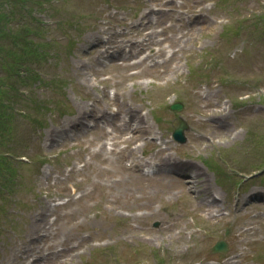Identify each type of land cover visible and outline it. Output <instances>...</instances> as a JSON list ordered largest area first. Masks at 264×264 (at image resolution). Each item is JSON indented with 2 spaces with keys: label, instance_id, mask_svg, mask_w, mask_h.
<instances>
[{
  "label": "rangeland",
  "instance_id": "obj_1",
  "mask_svg": "<svg viewBox=\"0 0 264 264\" xmlns=\"http://www.w3.org/2000/svg\"><path fill=\"white\" fill-rule=\"evenodd\" d=\"M165 1L43 0L34 10L49 24L47 13L66 20L57 29L44 28L51 42L46 58L31 63L24 56L20 73L5 81L2 101L13 107L8 122L14 138L20 136L15 151L28 165L15 163L12 191L0 192V264H44L46 253L45 264H264V174L257 170L264 153L243 150L249 133L260 144L264 134V89L247 93L243 87L248 79L264 80V40L254 46L249 29L254 22L253 29L264 30V0L234 6V0ZM155 6L169 11L151 12ZM74 14L82 17L77 29L68 27ZM2 23L19 28L16 21ZM147 31L155 34L145 36ZM101 36L113 46L132 37L138 41L134 53L152 39V48L175 54L155 68L122 59L107 60L105 67ZM2 43L13 45L10 39ZM109 89L131 126L119 129L116 120L112 132H85L92 116L108 109ZM175 102L183 103L181 112L170 110ZM45 103L54 113L45 111ZM61 108L67 113L61 115ZM78 116L84 123L72 128ZM178 117L190 126L184 145L170 142ZM159 133L168 144L149 143ZM164 147L166 163L181 162L179 171L196 176L188 179L192 183L127 168V160L147 159L148 153L157 159ZM81 163L85 167L76 171ZM237 179L244 181L237 185ZM60 198L69 201L53 207ZM223 238L228 253L213 254ZM59 247L64 250L56 253Z\"/></svg>",
  "mask_w": 264,
  "mask_h": 264
},
{
  "label": "bare ground",
  "instance_id": "obj_2",
  "mask_svg": "<svg viewBox=\"0 0 264 264\" xmlns=\"http://www.w3.org/2000/svg\"><path fill=\"white\" fill-rule=\"evenodd\" d=\"M80 110H81V107H80ZM86 114H87V113H86ZM50 135H51L52 137H49ZM50 135L48 136V137H49L48 140L52 141V140H53V134H50ZM59 135H60V136H64V134L62 133V131L59 132ZM130 153H131V152H130ZM229 262H230V260H229L227 263H229ZM229 264H231V263H229Z\"/></svg>",
  "mask_w": 264,
  "mask_h": 264
},
{
  "label": "trees",
  "instance_id": "obj_3",
  "mask_svg": "<svg viewBox=\"0 0 264 264\" xmlns=\"http://www.w3.org/2000/svg\"><path fill=\"white\" fill-rule=\"evenodd\" d=\"M20 2H25L26 0H19Z\"/></svg>",
  "mask_w": 264,
  "mask_h": 264
},
{
  "label": "water",
  "instance_id": "obj_4",
  "mask_svg": "<svg viewBox=\"0 0 264 264\" xmlns=\"http://www.w3.org/2000/svg\"><path fill=\"white\" fill-rule=\"evenodd\" d=\"M181 135V134H180Z\"/></svg>",
  "mask_w": 264,
  "mask_h": 264
}]
</instances>
